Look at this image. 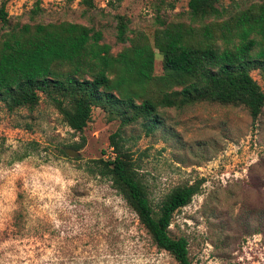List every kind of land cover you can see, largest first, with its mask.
I'll use <instances>...</instances> for the list:
<instances>
[{
	"label": "rangeland",
	"instance_id": "rangeland-1",
	"mask_svg": "<svg viewBox=\"0 0 264 264\" xmlns=\"http://www.w3.org/2000/svg\"><path fill=\"white\" fill-rule=\"evenodd\" d=\"M91 1L86 10L79 0H5L4 8L12 22L91 25L111 53L121 47L115 14L149 41L157 16L188 23L187 0ZM160 60L155 51V75ZM250 75L264 90L257 71ZM158 117L147 132L140 122L119 127L92 107L74 132L43 96L31 111L8 112L0 103V264H178L151 242L110 182L90 171L91 159L112 153L109 135L117 130L154 211L170 189L202 179L168 226L171 237L186 239L191 264H264V106L253 123L240 106L207 102L159 108ZM76 143L78 154L67 156L64 148Z\"/></svg>",
	"mask_w": 264,
	"mask_h": 264
},
{
	"label": "trees",
	"instance_id": "trees-1",
	"mask_svg": "<svg viewBox=\"0 0 264 264\" xmlns=\"http://www.w3.org/2000/svg\"><path fill=\"white\" fill-rule=\"evenodd\" d=\"M231 1L225 7L219 0H187L188 23L157 16L150 41L142 31L132 32L123 15L115 14V41L121 47L111 53L110 45L100 42L101 32L91 25L36 18L12 22L3 0L0 103L8 112L31 111L43 96L74 132L86 125L92 107L119 127L140 122L147 132L160 123L159 108L180 109L199 102L240 106L253 123L264 106V90L250 75L257 71L264 83V0ZM79 2L84 10L93 7L91 0ZM37 11L35 3L28 18L34 19ZM155 51L161 56L157 75ZM121 138L118 130L109 135L111 157L91 159V173L110 182L158 249L178 264H191L186 239L171 237L168 226L173 212L198 192L202 179L173 187L154 211ZM69 146L77 150L80 144Z\"/></svg>",
	"mask_w": 264,
	"mask_h": 264
},
{
	"label": "water",
	"instance_id": "water-1",
	"mask_svg": "<svg viewBox=\"0 0 264 264\" xmlns=\"http://www.w3.org/2000/svg\"><path fill=\"white\" fill-rule=\"evenodd\" d=\"M64 153L67 155V156H76L78 153H77V150H74V149H71L69 147H66L64 148Z\"/></svg>",
	"mask_w": 264,
	"mask_h": 264
},
{
	"label": "built area",
	"instance_id": "built-area-1",
	"mask_svg": "<svg viewBox=\"0 0 264 264\" xmlns=\"http://www.w3.org/2000/svg\"><path fill=\"white\" fill-rule=\"evenodd\" d=\"M107 156H104V158H106ZM110 157H111V154H110Z\"/></svg>",
	"mask_w": 264,
	"mask_h": 264
}]
</instances>
